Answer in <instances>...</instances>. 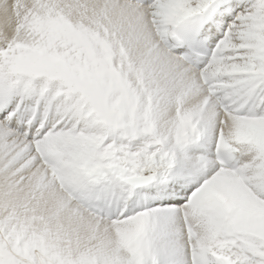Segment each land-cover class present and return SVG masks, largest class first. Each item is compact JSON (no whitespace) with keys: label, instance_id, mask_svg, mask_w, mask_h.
<instances>
[{"label":"snow or ice","instance_id":"snow-or-ice-1","mask_svg":"<svg viewBox=\"0 0 264 264\" xmlns=\"http://www.w3.org/2000/svg\"><path fill=\"white\" fill-rule=\"evenodd\" d=\"M0 264H264V0H0Z\"/></svg>","mask_w":264,"mask_h":264}]
</instances>
